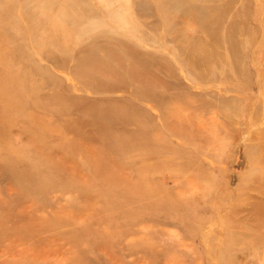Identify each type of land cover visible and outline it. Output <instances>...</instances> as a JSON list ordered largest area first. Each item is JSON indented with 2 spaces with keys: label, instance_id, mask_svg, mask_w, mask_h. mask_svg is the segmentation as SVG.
<instances>
[{
  "label": "rangeland",
  "instance_id": "obj_1",
  "mask_svg": "<svg viewBox=\"0 0 264 264\" xmlns=\"http://www.w3.org/2000/svg\"><path fill=\"white\" fill-rule=\"evenodd\" d=\"M0 264H264V0H0Z\"/></svg>",
  "mask_w": 264,
  "mask_h": 264
},
{
  "label": "bare ground",
  "instance_id": "obj_2",
  "mask_svg": "<svg viewBox=\"0 0 264 264\" xmlns=\"http://www.w3.org/2000/svg\"><path fill=\"white\" fill-rule=\"evenodd\" d=\"M110 50L112 49L110 48ZM118 50L123 55L124 59L131 61L132 63H135L137 65L146 64L148 62V59H150L146 57V55H140L136 53V51L132 47L124 43L121 44ZM200 57H201V62L204 64L206 60L203 62V59H208V51L203 52L200 50Z\"/></svg>",
  "mask_w": 264,
  "mask_h": 264
}]
</instances>
